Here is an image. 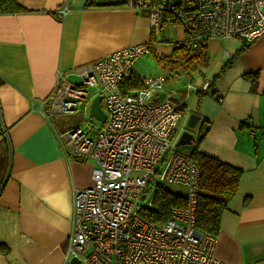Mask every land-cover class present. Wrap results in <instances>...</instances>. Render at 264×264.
Wrapping results in <instances>:
<instances>
[{"label":"crops","instance_id":"1","mask_svg":"<svg viewBox=\"0 0 264 264\" xmlns=\"http://www.w3.org/2000/svg\"><path fill=\"white\" fill-rule=\"evenodd\" d=\"M18 3L26 13L0 15V113L7 130V140L0 139L7 160L0 185V243L9 249L0 253V264H67L71 191L91 186L94 163L67 156L58 144L59 133L80 127L75 112L43 118L38 104L48 100L57 72L131 45L167 56L186 34L179 24L155 34L148 13L137 14L129 0ZM64 5L69 12L58 19ZM243 45L234 38L208 39V64L192 74L188 86L199 88L224 70L200 101L193 91L175 101L186 104L188 116L192 112L210 123L201 152L242 171L237 193L221 215L215 259L264 264V35ZM253 73L254 92L244 78Z\"/></svg>","mask_w":264,"mask_h":264},{"label":"built area","instance_id":"2","mask_svg":"<svg viewBox=\"0 0 264 264\" xmlns=\"http://www.w3.org/2000/svg\"><path fill=\"white\" fill-rule=\"evenodd\" d=\"M137 14L146 11L157 34L164 11L195 39H230L250 44L264 35V0H129ZM69 12L57 11L62 19ZM196 32V33H195ZM194 43V44H193ZM193 47L195 42L189 41ZM148 54L144 44L131 45L96 60L57 72L46 102L38 104L43 118L76 112L79 103L95 96L104 102L105 121L92 138L74 127L57 135L62 151L71 158L92 160L91 186L72 189L71 232L65 261L80 264H224L213 256L216 239L195 229L199 168L175 143L185 130L188 111L167 98L162 74L143 79V86L123 93L136 61ZM209 82L189 92L207 91ZM164 93L163 99H153ZM184 123L181 124V120ZM0 139L7 130L0 113ZM186 190L188 206L173 209L164 223L149 222L140 211L152 208L158 186ZM151 194L149 203L146 197Z\"/></svg>","mask_w":264,"mask_h":264},{"label":"trees","instance_id":"3","mask_svg":"<svg viewBox=\"0 0 264 264\" xmlns=\"http://www.w3.org/2000/svg\"><path fill=\"white\" fill-rule=\"evenodd\" d=\"M86 6L88 7L89 5L87 4ZM26 12L27 10L18 3V0H0V15ZM177 24L178 22L169 11L163 12L159 25L160 30L166 25ZM183 30L186 37L183 41L174 43L173 49L169 55L158 56L150 46L148 47V52L153 55L156 64L161 69L172 73V75L179 76L180 74H184L191 76V74L195 73L200 67H205L208 64V39H195L193 37V32L195 30L199 33L198 29H196V25H193L191 28H183ZM152 35L151 41L154 42ZM190 40L195 42L194 47L189 44ZM151 43H149V45H151ZM223 70L224 68L210 81L209 89L213 87L214 81H216ZM131 73V77L121 85L123 93L138 90L143 86L144 78L133 74V71ZM244 78L250 80L252 83L251 91L254 92L256 90L257 74H246ZM165 79L167 84L168 78L165 77ZM206 93V91H196L197 100L200 101V98L205 96ZM211 97L216 100L219 99L215 92L212 93ZM186 109V104H181L180 111L185 112ZM197 125V134L195 137L193 136L191 151L186 154L197 164L200 174L195 204V229L200 234L210 236L217 241L221 215L227 210L229 201L237 193L242 171L201 152V143L206 136L207 130L210 128V123L203 119L198 121ZM187 206L188 202L185 195L174 194L164 186H158L152 199V208L145 209L142 212L140 211V214L149 222L164 223L169 219L170 212L173 209H185ZM8 250L5 244L0 243V253L6 254Z\"/></svg>","mask_w":264,"mask_h":264},{"label":"rangeland","instance_id":"4","mask_svg":"<svg viewBox=\"0 0 264 264\" xmlns=\"http://www.w3.org/2000/svg\"><path fill=\"white\" fill-rule=\"evenodd\" d=\"M167 26H170L169 29L171 30L176 29L177 27L176 25H166L165 27ZM172 34L174 35L173 38H172ZM171 39H175L174 31L171 32ZM133 70L136 74H138V76L142 78H145L146 76H150V75H155V74H162L165 77H167L168 81L166 84L165 93L167 95V98L174 99V100H177L178 96L181 95L182 93H188L189 92L188 85L192 83V74L191 76H187L184 74H180L179 76L172 75V73H169L161 69L160 67H158L151 53L146 54L143 58L136 61L133 65ZM92 99L90 100L88 105L78 104L75 108L76 112L73 114V116L77 119L76 123L80 125L81 129L87 131L90 136H93V133L96 134L98 129H100L103 126V123L96 121L95 119L91 118L89 115V105L91 104ZM101 104L103 106V110H105L104 102L102 101ZM182 123H184V119L181 120V124ZM0 144H1V141H0ZM191 147H192L191 145L177 147L176 151L179 153L188 154L191 151ZM6 170H7L6 156L4 152L0 150V185L5 177L4 175L6 173ZM165 188L174 194H179L183 196L186 194V190L180 186L165 185ZM150 200H151V194H149L146 197L145 203H149Z\"/></svg>","mask_w":264,"mask_h":264},{"label":"water","instance_id":"5","mask_svg":"<svg viewBox=\"0 0 264 264\" xmlns=\"http://www.w3.org/2000/svg\"><path fill=\"white\" fill-rule=\"evenodd\" d=\"M164 95H165L164 93H160L153 100L157 101L159 99H163ZM89 115L91 118L95 119L96 121L100 123H104L105 114L103 113V110L101 107L100 96H95L92 99L91 104L89 105ZM199 120H200V117L195 113H191L188 116L186 124H185V130L182 132L177 142L175 143L176 148L186 146V145H192L193 132L196 129V125ZM67 264H80V262L78 261L77 258L72 257L71 259H69Z\"/></svg>","mask_w":264,"mask_h":264},{"label":"bare ground","instance_id":"6","mask_svg":"<svg viewBox=\"0 0 264 264\" xmlns=\"http://www.w3.org/2000/svg\"><path fill=\"white\" fill-rule=\"evenodd\" d=\"M68 263V262H67Z\"/></svg>","mask_w":264,"mask_h":264}]
</instances>
